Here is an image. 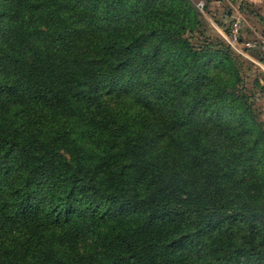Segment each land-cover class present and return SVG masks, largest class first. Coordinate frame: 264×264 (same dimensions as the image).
<instances>
[{"label": "trees", "instance_id": "16d2710c", "mask_svg": "<svg viewBox=\"0 0 264 264\" xmlns=\"http://www.w3.org/2000/svg\"><path fill=\"white\" fill-rule=\"evenodd\" d=\"M212 2L0 0V264H264L257 65Z\"/></svg>", "mask_w": 264, "mask_h": 264}, {"label": "rangeland", "instance_id": "374dc122", "mask_svg": "<svg viewBox=\"0 0 264 264\" xmlns=\"http://www.w3.org/2000/svg\"><path fill=\"white\" fill-rule=\"evenodd\" d=\"M193 1L196 2L197 7L200 2H203L204 4L206 3V0H193ZM231 2L235 3V1L233 0H213L212 2V10L215 11L219 19L226 21L227 28H231V23L233 21L234 15L233 13H231V16L229 18H225L224 12L230 9ZM241 5H242V11L249 24V26L246 28L245 33H244L245 40H254L257 38V35L264 38V0H242ZM199 10L205 14L204 9L201 10L199 8ZM207 18L212 23V21L209 19L208 16ZM212 24L215 25L214 23ZM261 51L262 50H259V49L249 51V55L255 58L259 63H256L255 61L248 58L249 61L257 65V68L254 65L252 66V65L246 64V69L249 68V70H246L245 76L249 75L247 78V87L249 90L255 92V96H256L255 103H256L257 108L260 110L261 117L264 121V92H262L259 88H257L255 84V80L259 79L262 85H264V79H263L264 78V75H263L264 64H261L260 60L258 59L260 57ZM263 53H264V50H263Z\"/></svg>", "mask_w": 264, "mask_h": 264}, {"label": "built area", "instance_id": "2783aa9c", "mask_svg": "<svg viewBox=\"0 0 264 264\" xmlns=\"http://www.w3.org/2000/svg\"><path fill=\"white\" fill-rule=\"evenodd\" d=\"M235 3H230V13H233V21L231 23V28L229 33H225L218 28L224 39L228 44L236 50L239 54L259 63L255 58L249 55V51L253 50H264V38L257 35L254 40H245L244 33L246 28L249 26L247 19L242 11V0H233ZM198 7L203 10L205 4L200 2Z\"/></svg>", "mask_w": 264, "mask_h": 264}]
</instances>
